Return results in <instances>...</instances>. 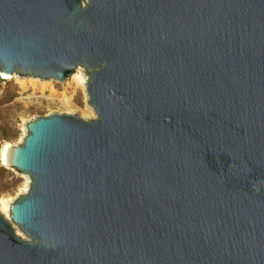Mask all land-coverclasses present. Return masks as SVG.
Masks as SVG:
<instances>
[{"label": "water", "instance_id": "1", "mask_svg": "<svg viewBox=\"0 0 264 264\" xmlns=\"http://www.w3.org/2000/svg\"><path fill=\"white\" fill-rule=\"evenodd\" d=\"M79 66L95 117L5 152L0 264H264V0H0L1 77Z\"/></svg>", "mask_w": 264, "mask_h": 264}, {"label": "rangeland", "instance_id": "2", "mask_svg": "<svg viewBox=\"0 0 264 264\" xmlns=\"http://www.w3.org/2000/svg\"><path fill=\"white\" fill-rule=\"evenodd\" d=\"M81 68L87 75L85 68ZM86 91V87L71 76L64 83L16 74L8 78L0 76V207L2 200L10 205L26 191L24 187L28 177L3 162L1 155L4 145L20 143L26 122L38 115L77 112L84 119L94 118L96 114L88 102ZM16 232L23 236L18 229Z\"/></svg>", "mask_w": 264, "mask_h": 264}, {"label": "bare ground", "instance_id": "3", "mask_svg": "<svg viewBox=\"0 0 264 264\" xmlns=\"http://www.w3.org/2000/svg\"><path fill=\"white\" fill-rule=\"evenodd\" d=\"M70 76H71V78L75 79L77 83L82 84L83 86H85L86 90H87L86 81L88 80V75L84 74L83 69L80 66L77 67L75 72L72 73ZM86 92H87V95H88V91H86ZM9 146L10 145L6 144V145H4V147L2 149V155L1 156H2V160H3L4 163H6L5 162V152H6V150H7V148ZM25 176H27V175H25ZM28 186H29V178L27 177V184H25L24 190H27ZM1 204H2V206L0 207V212L6 217V216H8L9 202L6 201V200H2Z\"/></svg>", "mask_w": 264, "mask_h": 264}]
</instances>
